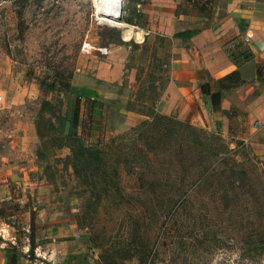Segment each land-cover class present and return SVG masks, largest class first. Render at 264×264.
Instances as JSON below:
<instances>
[{
  "label": "rangeland",
  "instance_id": "obj_1",
  "mask_svg": "<svg viewBox=\"0 0 264 264\" xmlns=\"http://www.w3.org/2000/svg\"><path fill=\"white\" fill-rule=\"evenodd\" d=\"M93 11L94 0H0V89H21L31 138L3 183L7 264H80L77 253L86 264H264V158L159 113L170 41Z\"/></svg>",
  "mask_w": 264,
  "mask_h": 264
},
{
  "label": "crops",
  "instance_id": "obj_2",
  "mask_svg": "<svg viewBox=\"0 0 264 264\" xmlns=\"http://www.w3.org/2000/svg\"><path fill=\"white\" fill-rule=\"evenodd\" d=\"M132 3L125 17L144 33L170 41L167 96L158 112L176 114L221 137L248 143L264 158V5L256 0H214L210 14H204L195 7L178 11L182 0ZM232 72L239 77L236 86L217 82ZM206 82L211 92L221 91L219 106L210 115L200 90ZM21 95L19 87L0 89V119L5 112L12 116L8 133L0 122L1 202L9 200L11 190L3 183L14 177L17 157L31 140L20 130ZM0 249V264H7L10 251L3 245Z\"/></svg>",
  "mask_w": 264,
  "mask_h": 264
},
{
  "label": "trees",
  "instance_id": "obj_3",
  "mask_svg": "<svg viewBox=\"0 0 264 264\" xmlns=\"http://www.w3.org/2000/svg\"><path fill=\"white\" fill-rule=\"evenodd\" d=\"M212 1L213 0H188L189 3H191L192 5H194V7L197 8L198 10L200 9L204 14H210ZM123 21H125L127 23H133L129 18H126V17L125 18L123 17ZM259 72L260 71H258V75H260ZM238 81H239L238 74L236 72H232V73L228 74L227 76H225L224 78L218 80L217 82L223 84V86H225V87L231 88V87L236 86L238 84ZM72 88L73 87H71V89ZM200 90H201V93H202V95H203V97L205 99L206 106H207V109H208V114L210 115L211 112H213L214 110H216L217 107L219 106V102H220V98H221V91L211 92V90H210V84L207 83V82L206 83H202L200 85ZM80 93L82 95L85 94L84 91H80ZM109 102H111V101H109ZM72 103L73 102H70L69 110L67 111V114L65 116V120L69 121V125H70L69 126V129L70 130H72L75 126H78L79 125V108L74 103L73 104ZM92 104H93V108L94 109L95 108L100 109L103 106V103H101V102H99L97 100H94ZM158 116H161V117H164V118L166 117L167 118V116L162 115V114H159ZM177 122H180V121L177 120ZM180 123L186 129H191L192 130V126L190 124L183 123V122H180ZM212 134H215V133H212ZM216 135H218V134H216ZM240 142H242V141H240ZM199 145H202L203 146L202 143H199ZM85 149L87 151H90L89 148H85ZM85 149H83V151H85ZM90 154H91V156H93L92 153H90ZM223 159H224V157L222 158V160H220V163L219 164L224 163L223 162ZM213 167L215 168L216 167V164ZM2 214H3V211L0 210V216ZM32 248H33V243L31 241V244H30V248L29 249H32ZM84 256H85L84 253H77V254H72L71 255V257L72 258L74 257L75 259H77V262H79L80 264H86V259L84 258Z\"/></svg>",
  "mask_w": 264,
  "mask_h": 264
},
{
  "label": "built area",
  "instance_id": "obj_4",
  "mask_svg": "<svg viewBox=\"0 0 264 264\" xmlns=\"http://www.w3.org/2000/svg\"><path fill=\"white\" fill-rule=\"evenodd\" d=\"M123 14V0H118V3H111L110 0H99L98 5L94 0L93 19L99 24L113 26V23L111 22L112 20L110 18H118L121 16L123 17ZM230 46L233 48L235 44L231 43ZM89 48V44L83 42L80 50L82 52H88Z\"/></svg>",
  "mask_w": 264,
  "mask_h": 264
},
{
  "label": "water",
  "instance_id": "obj_5",
  "mask_svg": "<svg viewBox=\"0 0 264 264\" xmlns=\"http://www.w3.org/2000/svg\"><path fill=\"white\" fill-rule=\"evenodd\" d=\"M118 19L123 20V17L122 16L121 17H118Z\"/></svg>",
  "mask_w": 264,
  "mask_h": 264
},
{
  "label": "bare ground",
  "instance_id": "obj_6",
  "mask_svg": "<svg viewBox=\"0 0 264 264\" xmlns=\"http://www.w3.org/2000/svg\"><path fill=\"white\" fill-rule=\"evenodd\" d=\"M113 18V17H112ZM113 19H116V17L115 18H113ZM118 19V18H117ZM121 21H123V20H121Z\"/></svg>",
  "mask_w": 264,
  "mask_h": 264
}]
</instances>
